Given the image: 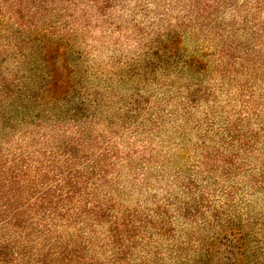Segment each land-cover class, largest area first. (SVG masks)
<instances>
[{"label":"trees","instance_id":"1","mask_svg":"<svg viewBox=\"0 0 264 264\" xmlns=\"http://www.w3.org/2000/svg\"><path fill=\"white\" fill-rule=\"evenodd\" d=\"M258 195L264 0H0V264H264Z\"/></svg>","mask_w":264,"mask_h":264},{"label":"rangeland","instance_id":"2","mask_svg":"<svg viewBox=\"0 0 264 264\" xmlns=\"http://www.w3.org/2000/svg\"><path fill=\"white\" fill-rule=\"evenodd\" d=\"M125 17H127L129 19V14H127ZM125 31H127V30H125ZM127 32H123L120 34L117 33L115 35H110V33H107L105 35L106 37L102 38L104 36V34L101 31V29H98L95 32V34H93V37H92L93 39H90V43H93L94 45H96V44H98L97 40L104 42V44L100 47V49H97L96 51H94V56L97 58V60L100 63L107 64L111 57H114L116 55H121L122 50H124L125 53H127L128 55H131L136 50L139 51V49H137L136 44L132 40L128 41L125 38L124 35ZM116 40H118L119 42L122 43L121 47H115L114 42ZM236 93H237L236 89H231L228 95L227 94H226V96L221 95L219 98V101H221V103L223 104V103L227 102L229 99H231V103L228 104V106H227L228 109L232 110V111L237 110V109H239V103L234 99ZM206 111H207V105H202L198 109H196V111L194 112L195 113L194 117L201 118L204 116ZM192 126H193V124H190V123L185 124V126L182 129V132L186 131V133L188 135H190L189 137H191V135H192V141L193 140L195 141L196 138L194 136V133L191 132ZM180 132H181V129L174 130L172 128H169L163 135L164 141H165L164 146H167V149L170 150L171 153H173L175 155L176 163L174 165L179 164L181 166H186V164L188 165L190 163V161H195L197 158L195 155H192V150L190 149L189 160L187 162H184V161L179 159L180 153H181L180 152L181 149L179 147L180 145H175V144H177V143L180 144L182 141V136H181ZM173 167L171 165H167V167H166L167 173L165 175L166 179H164L163 181H160L159 183H156V181L154 180V183L157 185H155V187H154L156 190L153 189L151 191L152 194L156 193L159 197H162L164 195L165 188L168 187V185L170 184V181H171L170 177L172 174ZM123 182L125 183V179ZM139 196H141V193L136 192L132 195L131 198H127L125 200L127 203H135L134 201H136V199ZM253 201H254L253 202L254 208L256 210H262V207L264 205V199H262V195H258V197H254ZM177 225H182V222L178 221Z\"/></svg>","mask_w":264,"mask_h":264}]
</instances>
